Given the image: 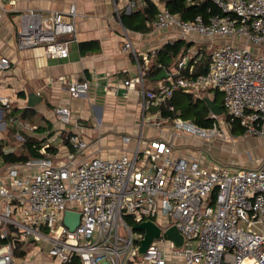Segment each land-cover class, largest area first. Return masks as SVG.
Instances as JSON below:
<instances>
[{
  "label": "built area",
  "instance_id": "2783aa9c",
  "mask_svg": "<svg viewBox=\"0 0 264 264\" xmlns=\"http://www.w3.org/2000/svg\"><path fill=\"white\" fill-rule=\"evenodd\" d=\"M143 1L129 0L128 7ZM208 1L221 13L185 20L160 3L156 17L147 21L148 27L160 30L176 26L185 40L196 33L230 41L212 48L210 67L197 76L183 73L193 53L182 55L167 82L156 89L146 87L145 69L138 61L135 80L143 109L167 102L177 91L201 98L205 90H219L229 121L212 111L211 126L180 116L164 120L177 132L203 140L224 139L225 125L234 122L243 137H264V0ZM70 13L77 15L74 6ZM70 36H75V24L61 12L21 13L19 48L43 46L50 57H67ZM124 39V48L138 58L126 29ZM11 64L7 56L0 57V71ZM67 85L78 96L89 82L84 78ZM0 102L1 124L12 100L0 95ZM57 111L62 122L71 121L67 107ZM21 123L34 129L29 121ZM66 138L73 149L67 162H55L44 145L41 156L0 168V264H16L17 251L27 250L28 244L45 247L58 264H264V160L244 167L219 160L201 165L175 156L173 142L153 139V150L138 144L131 153L79 162L76 154L88 142L75 132ZM124 139L130 141V136ZM67 210L80 213L75 229L64 223ZM145 220H153L162 234L140 255L144 232L133 226ZM172 226L184 236L181 247L165 233ZM21 264H27L24 257Z\"/></svg>",
  "mask_w": 264,
  "mask_h": 264
},
{
  "label": "crops",
  "instance_id": "0c3cea01",
  "mask_svg": "<svg viewBox=\"0 0 264 264\" xmlns=\"http://www.w3.org/2000/svg\"><path fill=\"white\" fill-rule=\"evenodd\" d=\"M154 1L158 6L162 3L159 0ZM128 4L129 0H0V57L7 56L12 63L11 68L0 71V95L11 98V108L14 110L0 124V142L5 144L7 151L15 149L8 147L6 137L10 132L6 131L18 127L19 132L24 130L29 136L43 139L42 146H51V150L47 149L57 163L67 162L68 155L73 152L66 138L70 132L79 133L88 142V147L76 154V161L79 162L97 156L111 158L123 152L131 153L138 144L142 150H153L150 146L153 139L173 142L175 156L196 161L201 165H210L213 159H218V150L223 146V139H209L215 144L216 155L207 157L194 152L189 154L179 146L186 142L205 143L209 140L177 132L171 123L164 120L160 107L155 103H151L144 111V99L135 80L138 61L145 70L161 67L163 62L159 60V50L182 38L176 26L167 30L150 27L145 30L126 28L121 19V11L129 13L134 9L129 8ZM73 6L77 11L75 17L70 13ZM28 10H37L44 14L58 11L63 13L65 19L74 22L75 36L68 39L67 57H50L43 46L23 49L18 47L17 30L21 13ZM124 29L131 37L138 58L133 51L124 48ZM183 41V48L199 54L201 59L204 52L230 39L217 37L210 40L193 33ZM175 60L169 57L170 62L166 67L162 66L159 72L146 77V87L156 89L165 84L168 75L175 68ZM162 69L168 75L157 78ZM84 78L89 82L87 91L78 96L72 95L67 82ZM127 79H133V82L125 85L124 81ZM31 92H36L42 98L33 107L28 106ZM182 95L177 94L175 100ZM202 96L209 97L218 104L223 101L222 92L205 90ZM26 107L30 108L29 120L34 122L33 124L29 121L34 126L32 130H26L21 123L28 121V118L25 120L20 117ZM60 107L70 110L69 123L60 120L57 111ZM12 116L19 120L11 119ZM38 127L40 128L37 129ZM230 133L233 138L243 137L234 133L232 128ZM18 136L20 137L17 134ZM124 136H130V141H126ZM259 160L257 159L254 166L261 163L262 160ZM30 245L32 246L29 244L25 255L16 256V264H21L23 257L27 264H42L46 261L58 264L45 247L35 245L32 250Z\"/></svg>",
  "mask_w": 264,
  "mask_h": 264
},
{
  "label": "trees",
  "instance_id": "16d2710c",
  "mask_svg": "<svg viewBox=\"0 0 264 264\" xmlns=\"http://www.w3.org/2000/svg\"><path fill=\"white\" fill-rule=\"evenodd\" d=\"M170 8L173 13L178 14L182 19H193L197 15H203L206 19L210 15L221 13L220 9L211 1L202 0L194 4H187L185 0H159ZM158 12V5L154 0H144L140 2L131 12L126 13L121 11V19L126 28L133 30H145L148 28L147 21H151L156 17ZM184 39L176 40L173 43L166 44L161 50H159V60H161V67L167 66L169 57L175 60V68L177 66L178 60L184 54L189 53L188 48H183ZM82 46V45H81ZM83 47V46H82ZM212 52V50H211ZM211 52H204L201 59H199V54H193L190 58V62L186 69L183 70L184 74L197 76L201 73L207 71L211 63ZM166 63V64H165ZM156 69L149 68L145 70V78L151 77L154 73L159 72L160 68ZM168 69V67H167ZM191 69V73L189 72ZM216 92H221L215 90ZM177 94H183L181 98L175 97ZM183 97V98H182ZM221 106L225 113V118L229 121L230 116L224 109L223 101H221ZM160 110L164 116L176 117L180 116L184 119H192L202 126H211L213 119L208 117L210 109L204 98L195 97L192 93H187L183 91H177L174 93L167 102H163L159 105ZM29 107L22 110L21 118L27 119L29 116ZM14 113L12 108L7 109L5 113V119H8L9 115ZM232 131L236 134H242V128L238 123L234 122L231 124ZM38 127L37 129H39ZM44 140L38 137L29 136L24 132L23 134V148L21 152H16L15 150L7 151L4 148V143L0 142V163L3 165L25 162L31 157L41 156V146ZM51 150V146L48 147ZM134 224V223H132ZM27 250L19 249L17 255H25Z\"/></svg>",
  "mask_w": 264,
  "mask_h": 264
},
{
  "label": "rangeland",
  "instance_id": "374dc122",
  "mask_svg": "<svg viewBox=\"0 0 264 264\" xmlns=\"http://www.w3.org/2000/svg\"><path fill=\"white\" fill-rule=\"evenodd\" d=\"M207 52L210 53L211 48ZM221 116L225 119L224 112L223 114H221ZM148 119L150 120L149 117ZM28 121H30L29 118ZM30 122L34 124L33 121ZM225 129L227 130L226 137L222 141L223 146L222 147L220 146L218 150L220 154L219 155L217 154L218 159H213V160H219L221 163L234 162V165L237 167L254 166V164L257 163V159L264 160V137L247 136V137L233 138L230 133V129H231L230 124H226ZM17 130H19L18 127H16L14 130L11 129L7 130L6 132H10V133L9 135H7L6 140L8 142L9 148L12 147L15 149L16 152H21L23 148V138L19 136L17 137V134L23 136L24 130L20 132ZM240 138H242V140H240ZM205 140H209V139H205ZM214 147H215L214 142L210 140L206 141L205 143H198L196 141L186 142L179 146L180 149L187 151L189 154L194 152L196 155H204L207 157H210L211 155H216L215 153H217V150H214ZM2 165L3 164L0 163V168L2 167ZM35 245L36 244H32V246L30 245L32 250L34 249L33 247ZM167 245L171 246L172 244L167 242ZM28 248H29V244H28ZM51 258L55 259L52 256ZM42 264H54V263L46 261V262H42Z\"/></svg>",
  "mask_w": 264,
  "mask_h": 264
},
{
  "label": "water",
  "instance_id": "95a60500",
  "mask_svg": "<svg viewBox=\"0 0 264 264\" xmlns=\"http://www.w3.org/2000/svg\"><path fill=\"white\" fill-rule=\"evenodd\" d=\"M167 71L162 69L157 75V78H162L167 76ZM41 96L36 92H31L28 96V106H35L40 100ZM204 101L208 105L210 111L217 115L223 114L224 110L222 106L216 103L213 99L209 97H204ZM194 121V120H193ZM196 122V121H195ZM80 221V213L76 211L67 210L64 216V223L71 229H75ZM134 230L143 231L144 235L140 239V246L138 252L142 255L149 246L153 243L155 239H158L162 234V229L153 220H145L133 226ZM166 235L173 240L177 247H181L184 244V236L178 231L176 226L170 227L165 231Z\"/></svg>",
  "mask_w": 264,
  "mask_h": 264
}]
</instances>
